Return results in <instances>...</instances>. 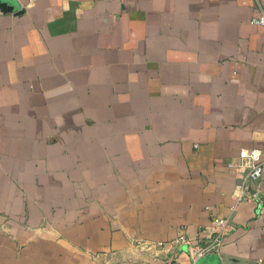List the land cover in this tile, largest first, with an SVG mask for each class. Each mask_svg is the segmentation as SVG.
Instances as JSON below:
<instances>
[{
    "label": "crops",
    "instance_id": "0c3cea01",
    "mask_svg": "<svg viewBox=\"0 0 264 264\" xmlns=\"http://www.w3.org/2000/svg\"><path fill=\"white\" fill-rule=\"evenodd\" d=\"M0 2V264H264V0Z\"/></svg>",
    "mask_w": 264,
    "mask_h": 264
},
{
    "label": "built area",
    "instance_id": "2783aa9c",
    "mask_svg": "<svg viewBox=\"0 0 264 264\" xmlns=\"http://www.w3.org/2000/svg\"><path fill=\"white\" fill-rule=\"evenodd\" d=\"M251 23L264 28V13L251 20ZM236 180L234 200L255 199V194L248 195L249 184L258 180L264 170V151L257 147L240 148L228 164ZM231 225L226 217H215L202 227L197 234H180L175 242L186 246L192 264L199 258L210 254H219L223 241Z\"/></svg>",
    "mask_w": 264,
    "mask_h": 264
},
{
    "label": "water",
    "instance_id": "95a60500",
    "mask_svg": "<svg viewBox=\"0 0 264 264\" xmlns=\"http://www.w3.org/2000/svg\"><path fill=\"white\" fill-rule=\"evenodd\" d=\"M0 10L1 11L12 10V6L8 2H0Z\"/></svg>",
    "mask_w": 264,
    "mask_h": 264
}]
</instances>
